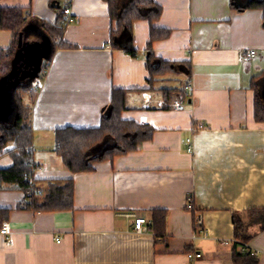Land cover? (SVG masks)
<instances>
[{
  "label": "crops",
  "instance_id": "1",
  "mask_svg": "<svg viewBox=\"0 0 264 264\" xmlns=\"http://www.w3.org/2000/svg\"><path fill=\"white\" fill-rule=\"evenodd\" d=\"M154 2L161 7L154 25L169 29L170 36L153 42L152 51L165 61L187 63L189 74L158 77L148 90L146 21L131 25L137 50L131 56L123 43L112 40L115 25L103 0H0V8L23 7L51 25L57 9L69 4L74 21L63 29L62 40L75 45L54 50L31 104L38 165L32 178L42 188L48 180L71 179L72 208L18 209L24 193L0 190L11 237L6 242L0 235V264H231L232 214L264 208V122L254 120L250 88L251 78L264 71L263 13L250 6L264 0ZM25 33L27 42L46 35L30 24ZM11 40L12 33L0 29V51ZM249 50L256 54L247 60ZM185 82L186 98L173 95L165 104L161 89ZM112 88L143 89L128 92L121 118L152 126L153 136L136 151L72 173L54 151V131L98 127ZM174 103L184 106L175 110ZM13 116V108L0 109V119ZM187 137L192 153L183 143ZM11 165L9 155L0 156V169ZM188 198L194 213L185 208ZM153 209L166 211L162 239L150 228L140 234L133 229L134 218L148 220ZM193 214L202 221L197 232ZM246 245L264 264V232ZM187 252L201 257L190 261Z\"/></svg>",
  "mask_w": 264,
  "mask_h": 264
},
{
  "label": "trees",
  "instance_id": "2",
  "mask_svg": "<svg viewBox=\"0 0 264 264\" xmlns=\"http://www.w3.org/2000/svg\"><path fill=\"white\" fill-rule=\"evenodd\" d=\"M103 1L107 3L108 15L115 25V29L111 32L112 40L116 38L123 43L124 51L131 56L137 53L133 46L132 23L138 20L148 23L149 35L145 47L148 90H154V82L158 77L175 72L189 74L187 63L165 61L156 57L152 51L153 42L165 40L170 36L169 29L154 25L161 14V7L154 0ZM250 7L261 9L264 20L262 3L252 2ZM63 17V9H57L56 21L51 25L30 16L23 7L0 8V29L9 30L12 33L10 46L0 51V79L10 72L15 52L20 45L27 42L24 29L28 23L40 26L51 43L50 54L40 62L37 71L14 88L12 92L15 105L14 116L11 119H0V156L7 154L12 159L10 167L0 169V190L16 189L24 193V200L18 204V209L51 212L68 210L73 205L71 179L48 180L45 181V188H42L35 184L32 178L38 165L33 160L31 127V104L37 89L32 88L31 82L36 78H43L55 49L75 48V45L62 40L61 21ZM186 86L185 82L179 88L161 89L165 104L168 105L171 102L173 95H181L185 99ZM250 88L254 91V120L264 122V98L262 96L264 71L251 78ZM132 90L143 91V89L112 88L110 102L101 112L98 127L79 129L66 126L54 131V151L68 171L72 173L89 172L95 163L112 161L116 156L136 151L142 142L152 138L155 131L152 126L121 118L122 111L127 109L128 92ZM25 97L28 102L24 99ZM167 105L163 107L167 108ZM191 212L194 213L193 210ZM8 214L9 209L0 208V224L8 218ZM149 214L150 230L155 238H164L166 211L153 209ZM195 216L193 214V229L197 232ZM232 222L234 239L231 244V264H258L259 257L250 253H241L239 243L247 244L255 234L264 232V208L234 212Z\"/></svg>",
  "mask_w": 264,
  "mask_h": 264
},
{
  "label": "built area",
  "instance_id": "3",
  "mask_svg": "<svg viewBox=\"0 0 264 264\" xmlns=\"http://www.w3.org/2000/svg\"><path fill=\"white\" fill-rule=\"evenodd\" d=\"M63 13H64V17L61 21V25L63 27V29L70 23H72L74 21V18L72 16L71 13V6L69 4H66L63 8ZM256 52L255 50H249L245 56V58L247 60H250L251 58H253L255 56ZM31 86L33 89H39L41 87V79L40 78H36L31 82ZM189 86L185 87V90H188ZM184 104L183 103H174L172 105L173 109L175 110H181L183 108ZM183 143L185 145V149L186 152L188 153H192L193 152V144H192V139L191 137H187L183 140ZM185 208L188 211L193 210V204L191 202V198H188L186 201V205ZM201 217L196 215L195 216V225L196 227L200 230L201 228ZM133 229L136 233L140 234L145 232L146 230L149 229V220H147L146 218L142 217V216H137L134 218V222H133ZM0 235L3 236V238L5 239L6 242H10L11 237H10V231H9V225L8 222L3 221L0 225ZM56 242H59V238L56 240ZM239 251L241 253H250L253 255H257V251L250 249L246 244L243 243H239ZM186 257L188 258V260H193L196 258H200L201 254L200 253H191V252H187L186 253Z\"/></svg>",
  "mask_w": 264,
  "mask_h": 264
},
{
  "label": "water",
  "instance_id": "4",
  "mask_svg": "<svg viewBox=\"0 0 264 264\" xmlns=\"http://www.w3.org/2000/svg\"><path fill=\"white\" fill-rule=\"evenodd\" d=\"M32 27L37 26L32 23H28ZM27 24V25H28ZM26 25V26H27ZM26 28V27H25ZM24 34L27 37V33ZM37 35V32H36ZM40 46L38 42H25L23 45H20L19 49L15 52V55L11 61V70L8 74L0 79V109L6 113L10 112V109L13 108L15 113V105L12 98V92L14 88L20 84L22 80V73L25 70L24 63L26 61L27 56L30 54V51L33 48H37ZM51 47V44H50ZM7 118V117H6ZM3 118V119H6ZM11 119V118H8Z\"/></svg>",
  "mask_w": 264,
  "mask_h": 264
},
{
  "label": "rangeland",
  "instance_id": "5",
  "mask_svg": "<svg viewBox=\"0 0 264 264\" xmlns=\"http://www.w3.org/2000/svg\"><path fill=\"white\" fill-rule=\"evenodd\" d=\"M40 40L38 39V43L40 42V46L37 48H33L30 51V54L27 56L26 61L24 63L25 70L22 73V80L25 81L27 78H30L38 69L40 62L47 58L50 54V40L49 38L39 33Z\"/></svg>",
  "mask_w": 264,
  "mask_h": 264
}]
</instances>
